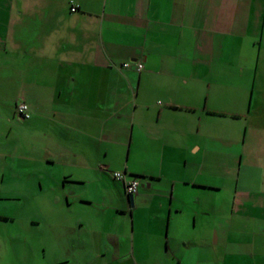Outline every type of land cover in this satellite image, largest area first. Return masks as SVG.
Masks as SVG:
<instances>
[{
	"label": "crops",
	"instance_id": "1",
	"mask_svg": "<svg viewBox=\"0 0 264 264\" xmlns=\"http://www.w3.org/2000/svg\"><path fill=\"white\" fill-rule=\"evenodd\" d=\"M0 86L69 165V226L0 214V264H264V0H0Z\"/></svg>",
	"mask_w": 264,
	"mask_h": 264
},
{
	"label": "rangeland",
	"instance_id": "2",
	"mask_svg": "<svg viewBox=\"0 0 264 264\" xmlns=\"http://www.w3.org/2000/svg\"><path fill=\"white\" fill-rule=\"evenodd\" d=\"M4 97L6 98V95ZM2 99L0 98V103L3 113L13 117L12 108L9 107L11 102ZM18 130V127L13 125L10 132L15 135ZM31 134L23 131L15 136H9L8 140H4L3 136L0 135V146L6 145L10 150V152H5L6 157L0 156V174L3 171L5 178L3 183L0 184V198H2L0 199V214L11 212L28 216L26 219H39L40 217L42 229L53 235L55 232H62L65 226H69V195L65 194V191H68L69 183H66L65 188L61 187L63 177L69 174V165H62L56 158L46 160L38 150L34 152L29 149L30 139L40 137L37 133ZM0 149H4V147ZM126 150L125 147L120 154L118 152L113 154L110 157V165L116 167L120 161L122 162L125 159ZM2 164H4V169H2ZM10 165L16 167V169L26 165L33 166L31 172L35 175L22 176L23 174H16L12 178L11 172L13 169L11 170ZM111 170L122 171V168H111ZM111 184L114 185L112 182ZM7 197H17L18 199L7 201ZM56 197H58L57 201L54 199ZM45 217H48L49 220L44 221ZM3 222L0 221V228L4 226ZM19 222L15 220L13 224L16 226ZM35 229L39 230L38 227Z\"/></svg>",
	"mask_w": 264,
	"mask_h": 264
},
{
	"label": "built area",
	"instance_id": "3",
	"mask_svg": "<svg viewBox=\"0 0 264 264\" xmlns=\"http://www.w3.org/2000/svg\"><path fill=\"white\" fill-rule=\"evenodd\" d=\"M76 10L74 5L70 6V11ZM130 62L121 63V68H128ZM136 71H140L143 67L141 61H136L133 63ZM15 114L21 119H27L30 116L29 108L26 103L18 102L15 105ZM112 178L119 180L123 184L124 193L127 196H133L137 193L139 187V181L136 176L128 175L125 171H111Z\"/></svg>",
	"mask_w": 264,
	"mask_h": 264
},
{
	"label": "water",
	"instance_id": "4",
	"mask_svg": "<svg viewBox=\"0 0 264 264\" xmlns=\"http://www.w3.org/2000/svg\"><path fill=\"white\" fill-rule=\"evenodd\" d=\"M130 203H132V196H128Z\"/></svg>",
	"mask_w": 264,
	"mask_h": 264
},
{
	"label": "trees",
	"instance_id": "5",
	"mask_svg": "<svg viewBox=\"0 0 264 264\" xmlns=\"http://www.w3.org/2000/svg\"><path fill=\"white\" fill-rule=\"evenodd\" d=\"M14 112H15V108H14ZM29 112H30V110H29ZM29 118V117H28ZM21 119V118H20Z\"/></svg>",
	"mask_w": 264,
	"mask_h": 264
}]
</instances>
